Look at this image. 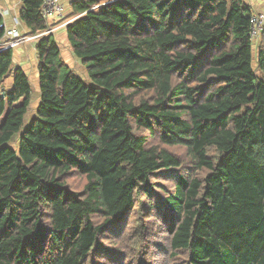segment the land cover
Returning a JSON list of instances; mask_svg holds the SVG:
<instances>
[{
    "label": "trees",
    "instance_id": "16d2710c",
    "mask_svg": "<svg viewBox=\"0 0 264 264\" xmlns=\"http://www.w3.org/2000/svg\"><path fill=\"white\" fill-rule=\"evenodd\" d=\"M21 3L31 36L50 31L41 0ZM71 12L69 46L97 88L40 37L39 105L22 133L31 83L0 52V86L13 82L0 94V264H264L252 7L81 0Z\"/></svg>",
    "mask_w": 264,
    "mask_h": 264
},
{
    "label": "crops",
    "instance_id": "0c3cea01",
    "mask_svg": "<svg viewBox=\"0 0 264 264\" xmlns=\"http://www.w3.org/2000/svg\"><path fill=\"white\" fill-rule=\"evenodd\" d=\"M81 0H60L63 5V18L60 21H47L50 25V35L54 37L55 41L58 43L61 54L60 57L63 62L70 68V70H74L75 72H80L79 74H84L87 76L86 71L81 66L80 62L76 59L74 54L71 51L69 46L65 27L72 23L78 16L81 14H75L71 12L72 3L78 2ZM248 3L254 12H259L264 10V0H245ZM22 8L21 0H0V16L2 22L5 24L6 28L17 29L22 35L27 37H35L30 35V29L26 27L19 19V13ZM6 12V13H3ZM40 38H36L31 40L30 42H26L14 49H12L13 54V63L11 69H15L17 67L24 70V72L28 75L29 80L33 78L35 82H38V58L36 54V44L38 43ZM13 88L12 78L9 77L4 81V83L0 86V92L7 93L11 91ZM39 88V83H38ZM38 93V94H37ZM37 96L34 98V108L31 111L35 114L36 109L39 105L37 104V100L39 101V89L37 91Z\"/></svg>",
    "mask_w": 264,
    "mask_h": 264
},
{
    "label": "built area",
    "instance_id": "2783aa9c",
    "mask_svg": "<svg viewBox=\"0 0 264 264\" xmlns=\"http://www.w3.org/2000/svg\"><path fill=\"white\" fill-rule=\"evenodd\" d=\"M96 7H93L95 9ZM41 16L46 21H60L63 18V5L60 0H41ZM6 13V12H3ZM1 15V14H0ZM1 17V16H0ZM0 28L3 30V37L0 40V52H5L14 49L33 39L40 38L50 33L44 32L35 37H27L22 35L17 29L6 28L3 22L0 23ZM264 36V10L254 12L249 18V39L252 46L257 48Z\"/></svg>",
    "mask_w": 264,
    "mask_h": 264
},
{
    "label": "rangeland",
    "instance_id": "374dc122",
    "mask_svg": "<svg viewBox=\"0 0 264 264\" xmlns=\"http://www.w3.org/2000/svg\"><path fill=\"white\" fill-rule=\"evenodd\" d=\"M85 83H87L90 87H93V88H97V86L94 84V83H92L91 82V80L89 79V77H87L86 75H84V74H79L80 72H75ZM9 77H11L12 78V76L10 75ZM8 77V78H9ZM7 78V79H8ZM4 83V82H3ZM30 83H31V90H32V97H31V105H30V107H29V109H28V111H27V114L25 115V119H24V124H23V127H22V130H21V133L22 132H24V131H27L28 129H29V127H30V125H31V122H32V120H33V118H34V114L31 112L32 110H33V108H34V102H35V100H34V98H36V96H37V91H38V82L36 81L35 82V80H33V78H31L30 79ZM37 93V94H36ZM0 94L3 96V94H4V92H0ZM98 96H100L101 94H102V92L101 91H99L98 93ZM37 104L39 103V101L37 100V102H36ZM19 134H17V136L16 137H14V142H15V144L16 143H18V140H19ZM14 144V143H13ZM15 146V145H14Z\"/></svg>",
    "mask_w": 264,
    "mask_h": 264
},
{
    "label": "water",
    "instance_id": "95a60500",
    "mask_svg": "<svg viewBox=\"0 0 264 264\" xmlns=\"http://www.w3.org/2000/svg\"><path fill=\"white\" fill-rule=\"evenodd\" d=\"M5 95V93L3 94V96Z\"/></svg>",
    "mask_w": 264,
    "mask_h": 264
},
{
    "label": "bare ground",
    "instance_id": "6f19581e",
    "mask_svg": "<svg viewBox=\"0 0 264 264\" xmlns=\"http://www.w3.org/2000/svg\"><path fill=\"white\" fill-rule=\"evenodd\" d=\"M17 133V132H16Z\"/></svg>",
    "mask_w": 264,
    "mask_h": 264
}]
</instances>
